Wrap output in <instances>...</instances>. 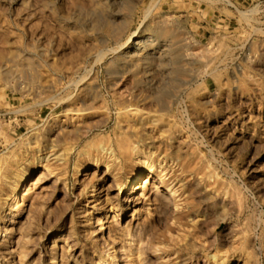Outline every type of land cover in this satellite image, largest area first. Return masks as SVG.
<instances>
[{
  "label": "rangeland",
  "instance_id": "obj_1",
  "mask_svg": "<svg viewBox=\"0 0 264 264\" xmlns=\"http://www.w3.org/2000/svg\"><path fill=\"white\" fill-rule=\"evenodd\" d=\"M102 21L110 31L100 26ZM145 25L161 33L163 43L202 70L206 79L214 80L205 72L211 64L220 70L222 82L236 80V87H222L218 113L213 103H207L194 114L196 129L186 127V136L248 198L242 214L232 202L229 219L219 231L228 237L249 229L250 239H225L222 249L232 245L245 256L254 252L246 264H256L257 257L264 264V223L260 224L264 219V0H0V129L16 143L33 131L45 134L48 127L66 118L56 81L99 77L106 83L113 71L123 68L120 49L129 35ZM122 78L131 81L134 74L125 72ZM68 88L84 95V87ZM124 90L123 85L117 91ZM8 149L9 145L0 143V167L5 164L1 154ZM76 161L75 156L67 169L56 166L68 184L41 175L42 168L32 172L33 204L30 200L25 209L9 213L1 226L14 247L25 248L28 254L20 260L19 253L15 263H9L7 245L0 236L1 263L53 264L51 245L63 237L80 264L98 260L94 240L102 234L97 233L96 216L105 207L86 206L77 198ZM93 170V166L87 169ZM138 207L142 210L144 204ZM87 218L91 221L86 222ZM158 236V228L148 234L152 242ZM202 253L193 246L182 251L194 260Z\"/></svg>",
  "mask_w": 264,
  "mask_h": 264
},
{
  "label": "bare ground",
  "instance_id": "obj_2",
  "mask_svg": "<svg viewBox=\"0 0 264 264\" xmlns=\"http://www.w3.org/2000/svg\"><path fill=\"white\" fill-rule=\"evenodd\" d=\"M151 10L149 6L147 16ZM100 26L111 29L105 21ZM150 26L129 35L120 49L123 68L113 71L106 83L99 77L56 81L66 118L45 134L33 131L16 143L0 129V143L9 145L1 154L5 164L0 167V236L9 263H15L19 253L20 260L28 254L25 248L14 247L1 226L9 213L25 209L30 200L33 204L30 175L42 168L41 175L68 184L55 169L58 165L67 169L75 156L77 198L86 206L105 207L96 216L97 233L102 235L94 240L100 257L92 264H239L241 260L246 264L248 255H254L245 256L232 245L222 249L225 239H250L249 229L228 237L219 231L229 219L232 202L242 214L248 198L233 179L223 176L217 163L196 149L186 130L196 129L194 114L207 103H213L218 113L222 87L234 88L236 80L222 82L220 70L211 64L204 71L214 80L206 79ZM125 72L134 78L123 80ZM73 85L84 87V95H75L68 88ZM123 85L126 90L118 92ZM214 86L218 92H213ZM90 166L92 172L87 171ZM156 228L159 236L152 242L148 234ZM62 240L55 238L51 245L53 264H80L67 237ZM190 246L203 250L200 258L184 257L183 249ZM256 264H261L259 257Z\"/></svg>",
  "mask_w": 264,
  "mask_h": 264
}]
</instances>
